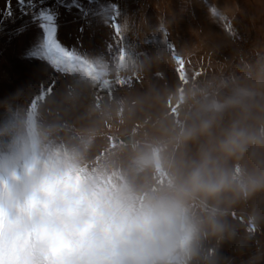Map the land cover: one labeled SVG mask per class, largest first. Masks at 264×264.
Instances as JSON below:
<instances>
[{"label":"clouds","instance_id":"obj_1","mask_svg":"<svg viewBox=\"0 0 264 264\" xmlns=\"http://www.w3.org/2000/svg\"><path fill=\"white\" fill-rule=\"evenodd\" d=\"M129 30L0 100V264H226L264 238V60L170 85ZM93 116L132 128L95 154Z\"/></svg>","mask_w":264,"mask_h":264},{"label":"rangeland","instance_id":"obj_2","mask_svg":"<svg viewBox=\"0 0 264 264\" xmlns=\"http://www.w3.org/2000/svg\"><path fill=\"white\" fill-rule=\"evenodd\" d=\"M33 3L36 9H22L17 0H0V100L52 75L44 33L39 20H33L40 8L56 13L59 47L87 57L118 51L122 38L116 30L126 21L130 29L126 37L128 45L149 54L168 49L170 63L162 64L159 71L170 85L179 79L180 61L186 75L211 76L237 69L242 64L236 52L240 35L250 38L247 54L258 53L264 60V0H33ZM135 86L146 87L147 81L135 82ZM75 126L99 127L103 135L97 137L95 154L114 134L123 136L126 129L132 128L131 124L122 125L117 131L116 126L98 124L95 116ZM220 254L226 264H264V238L243 253L233 251V246L226 243Z\"/></svg>","mask_w":264,"mask_h":264},{"label":"snow or ice","instance_id":"obj_3","mask_svg":"<svg viewBox=\"0 0 264 264\" xmlns=\"http://www.w3.org/2000/svg\"><path fill=\"white\" fill-rule=\"evenodd\" d=\"M17 3L23 9L24 7H28L31 9H36L35 3L33 0H17ZM7 15H11L9 11ZM33 20H39L40 27L44 33V38L46 42V55H49L51 51L56 48H60L56 41V32L58 28L56 13L48 8H40L35 11L33 15ZM117 35H119V29L116 30ZM178 74L181 78H183V62L180 61V67L177 69Z\"/></svg>","mask_w":264,"mask_h":264},{"label":"built area","instance_id":"obj_4","mask_svg":"<svg viewBox=\"0 0 264 264\" xmlns=\"http://www.w3.org/2000/svg\"><path fill=\"white\" fill-rule=\"evenodd\" d=\"M237 44V57L241 62L255 63L257 60H263L258 53L247 54L250 44V38L240 35Z\"/></svg>","mask_w":264,"mask_h":264}]
</instances>
